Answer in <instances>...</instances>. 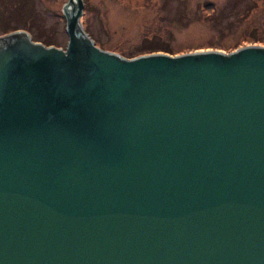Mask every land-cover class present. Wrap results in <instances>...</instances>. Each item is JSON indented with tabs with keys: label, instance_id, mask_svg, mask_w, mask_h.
<instances>
[{
	"label": "water",
	"instance_id": "water-1",
	"mask_svg": "<svg viewBox=\"0 0 264 264\" xmlns=\"http://www.w3.org/2000/svg\"><path fill=\"white\" fill-rule=\"evenodd\" d=\"M84 10L0 35V264H264V46L122 56Z\"/></svg>",
	"mask_w": 264,
	"mask_h": 264
},
{
	"label": "rangeland",
	"instance_id": "rangeland-1",
	"mask_svg": "<svg viewBox=\"0 0 264 264\" xmlns=\"http://www.w3.org/2000/svg\"><path fill=\"white\" fill-rule=\"evenodd\" d=\"M62 1L0 0V35L30 32L66 47ZM82 25L122 56L147 51H232L264 46V0H84Z\"/></svg>",
	"mask_w": 264,
	"mask_h": 264
},
{
	"label": "trees",
	"instance_id": "trees-1",
	"mask_svg": "<svg viewBox=\"0 0 264 264\" xmlns=\"http://www.w3.org/2000/svg\"><path fill=\"white\" fill-rule=\"evenodd\" d=\"M43 43H45V42H43ZM45 44H47V45H51V44H53V43H45ZM155 51H159V50H154V51H151V52H149V53H153V52H155ZM165 52H169V51H165Z\"/></svg>",
	"mask_w": 264,
	"mask_h": 264
}]
</instances>
